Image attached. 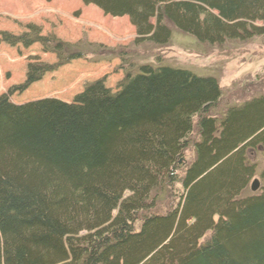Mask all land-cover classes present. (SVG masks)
I'll list each match as a JSON object with an SVG mask.
<instances>
[{
  "label": "trees",
  "instance_id": "1",
  "mask_svg": "<svg viewBox=\"0 0 264 264\" xmlns=\"http://www.w3.org/2000/svg\"><path fill=\"white\" fill-rule=\"evenodd\" d=\"M82 1L128 17L135 47H162L171 27L216 46L264 38V0ZM25 29L0 31V45H40L57 62L33 59L0 96V264H264V189L245 197L264 96L218 120L215 79ZM115 59L118 92L100 79L73 103L10 100L74 61ZM158 195L169 199L163 214Z\"/></svg>",
  "mask_w": 264,
  "mask_h": 264
},
{
  "label": "rangeland",
  "instance_id": "2",
  "mask_svg": "<svg viewBox=\"0 0 264 264\" xmlns=\"http://www.w3.org/2000/svg\"><path fill=\"white\" fill-rule=\"evenodd\" d=\"M152 23L156 24V21ZM29 24L38 25L44 35L54 34L67 43L75 44L82 40L112 50L129 49V52H124L126 56L140 53L131 57L132 60L141 58L144 64L189 70L199 77L215 79L222 94L209 114L218 120L229 108L264 96V38L216 46L202 43L171 27L172 36L162 47L148 43L135 47L138 36L130 19L107 15L94 4H85L82 0H0V31L21 35ZM33 59L41 63L57 62L56 56L45 53L40 45L29 49L0 45V96L8 93L12 86L24 83L27 65ZM120 63L121 59L97 64L74 61L47 74L27 91L12 95L10 100L20 104L55 98L73 103L86 83L100 79H106V86L118 92L119 82L124 79L122 72L115 71ZM192 138L201 139L197 131ZM193 148L195 150L194 146L186 153L188 160L183 158L186 163L196 160ZM249 150L251 162L256 166L247 182L245 197L259 195L264 188V147ZM255 179L261 182V188L253 192L251 185ZM168 201L165 195H158L156 209L163 214Z\"/></svg>",
  "mask_w": 264,
  "mask_h": 264
},
{
  "label": "water",
  "instance_id": "3",
  "mask_svg": "<svg viewBox=\"0 0 264 264\" xmlns=\"http://www.w3.org/2000/svg\"><path fill=\"white\" fill-rule=\"evenodd\" d=\"M259 186H260L259 182L257 180L254 181L252 186H251L252 191H254V192L257 191L259 189Z\"/></svg>",
  "mask_w": 264,
  "mask_h": 264
},
{
  "label": "bare ground",
  "instance_id": "4",
  "mask_svg": "<svg viewBox=\"0 0 264 264\" xmlns=\"http://www.w3.org/2000/svg\"><path fill=\"white\" fill-rule=\"evenodd\" d=\"M211 113V112H210Z\"/></svg>",
  "mask_w": 264,
  "mask_h": 264
}]
</instances>
